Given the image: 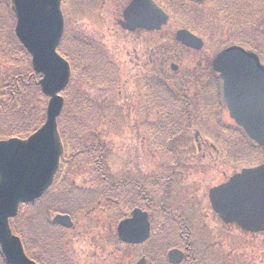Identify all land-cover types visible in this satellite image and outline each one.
<instances>
[{"label":"rangeland","instance_id":"374dc122","mask_svg":"<svg viewBox=\"0 0 264 264\" xmlns=\"http://www.w3.org/2000/svg\"><path fill=\"white\" fill-rule=\"evenodd\" d=\"M248 1L224 0L220 1L223 3L220 6L219 1L215 0L195 4L186 0H167L188 24L195 25L204 34L208 45L202 54H187L164 38L167 41L163 40V44H166L168 59L171 60H165L169 63L168 70L163 69L162 72L156 57L158 50L152 60L146 53L145 59L139 63L133 54L127 55L132 53L130 41L133 37L123 34L117 25L122 18L126 0H105L103 3L99 0L68 1L72 12L68 11L69 17L65 19L67 39L58 52L69 61L72 57L75 58L79 66L74 63L75 72L71 76L70 87L61 93L66 102L57 120L58 127L61 121L65 122L74 137V150H79L81 154L89 144L99 143L96 146L104 147L107 153L101 163L107 178L113 179L115 183L144 179V183H148L146 186L154 189L151 181L158 176V198L153 200L158 205V211L165 209L163 189L172 172L169 166L174 165L175 161L170 154L154 153L146 138L148 126L155 127L158 118L156 112L148 106V93L143 90V85L146 86L147 82L151 88L152 84L158 83V92L164 90L174 93L177 88L180 109L186 107L188 100L195 101L193 116L189 121L183 123L181 117L186 115L184 109L183 114L180 111L178 122L173 123L187 124L188 132H194L183 135L182 140H179L178 162L175 164L176 169L174 168L179 177V186H174L177 191L176 199L171 196L167 202V209L185 212L189 228L183 227L185 222L179 221V213L172 214L175 220L166 214L163 229L166 241H159L160 250L152 256L155 259L157 257L159 262L161 258L165 260L169 248H179L190 241L198 251L199 264H264V234L254 237L236 226L221 224L209 201L211 188L227 182L244 167L264 163V149L256 148H252L250 153H242L241 156L238 154V160H235V154L241 152L243 139L248 143L251 141L243 132L241 134V130L230 119L222 94L220 97L214 88H206L209 77L215 76L212 62L220 50L238 45L256 53L254 49L238 43L244 40L256 41V45L264 48V17H259L263 23L259 20H243ZM10 3L11 0H0V88H4V79L10 74L33 77L31 56L15 36L16 21L10 11ZM94 8L96 13H92ZM179 27L171 20L164 36L172 34L170 37L174 38ZM253 34L256 36L253 37L255 40L250 37ZM156 36L146 35L143 49L147 51L154 47L150 39L158 41ZM102 45L106 48H102ZM93 51L108 53L110 59L105 62L108 66L101 54L98 60H94L97 56H94ZM78 57L82 58L84 68L80 67ZM258 57L264 63V56ZM173 64L178 67L176 73L171 69ZM165 84L175 86L163 88ZM182 86L188 88L187 102L182 99ZM28 90L23 96V102L24 112L28 111L26 117L29 121L26 125H30V129L37 121L45 123L49 99L42 95L40 88L32 86ZM81 102L84 105L80 106ZM189 114L187 113V117ZM22 119L19 116L16 121L20 123ZM74 124H79L80 127L76 136L73 132ZM161 127L166 129L159 121L158 131ZM197 131L200 132L199 142L195 140ZM219 139L229 143L228 152L222 149ZM200 144L201 151L198 149ZM251 146L255 144L252 143ZM226 154L227 159L224 157ZM233 158L235 162L231 164ZM96 159H99V155L91 156L90 159L86 155L73 157L63 184L52 193L29 203L27 213L16 219V223L24 230L32 229L33 237L29 236L25 240L26 251L32 260L40 263L49 258L50 251H60L71 264H138L143 257H147L144 264H152L149 260V244L132 248L119 242L117 227L128 216L124 205L130 207L131 200L121 198L126 199L124 202L127 204H117L118 201H107L99 195L105 191L107 184L97 171L98 166L94 164ZM69 192L89 198H83L84 214L80 210L76 214L72 213L77 208H67L62 202V198L69 197ZM124 193H127V197L131 196L127 189ZM97 198L100 201L103 199L98 206ZM40 206L44 209L48 206V209L38 216ZM95 206L99 211L93 215L90 212ZM55 211L71 215L75 227L66 231L54 225L51 221L55 217ZM149 214L151 227L155 230L158 226V212ZM181 233L184 235L181 236ZM188 235L190 239L186 241Z\"/></svg>","mask_w":264,"mask_h":264},{"label":"water","instance_id":"95a60500","mask_svg":"<svg viewBox=\"0 0 264 264\" xmlns=\"http://www.w3.org/2000/svg\"><path fill=\"white\" fill-rule=\"evenodd\" d=\"M61 0H12L17 18L16 35L32 57L34 71L43 76L39 82L50 98L45 125L27 140L0 142V245L7 264H35L24 252L20 240L12 236L9 219L17 215L20 203L34 202L52 185L63 155L57 128L69 84V63L57 53L64 23ZM204 1V0H194ZM154 11H152V10ZM151 0H134L126 11L124 27L158 29L168 17ZM177 40L200 50L203 43L189 32L177 33ZM224 82V99L230 117L247 136L264 147V65L252 52L240 47L228 48L213 63ZM213 210L226 224H237L252 232H264V164L244 169L226 184L210 190ZM54 222L71 228L68 216ZM118 234L123 242L141 244L150 237L148 214L140 209L122 221ZM170 263L180 264L184 254L173 250ZM139 264H144L142 260Z\"/></svg>","mask_w":264,"mask_h":264},{"label":"trees","instance_id":"16d2710c","mask_svg":"<svg viewBox=\"0 0 264 264\" xmlns=\"http://www.w3.org/2000/svg\"><path fill=\"white\" fill-rule=\"evenodd\" d=\"M215 1L216 2L219 1L218 4H220V6H222L221 4H223L222 2H224V0H215ZM220 1H222V2H220ZM262 12H264V0H249L246 4L245 11L243 12V14H244L243 20H248L250 22H253V21L257 22L259 20L261 23H263L262 19H259L260 16L264 17V14L262 15ZM250 37L253 40H255V38H253V37H256V36H255V34H253V36L250 35ZM255 42L256 41L244 40V42L239 41L238 43L243 44L245 46H248V47L254 49L255 51H258V53L260 55L264 56V48L262 49V47H259V45H256ZM70 61L73 64L74 60L72 61L70 59ZM38 78L39 77L37 75H34V74H33V77L31 78V75H29V76H27L25 74H23V75L17 74L16 75V73H15L13 75H11V74L8 75V77L6 79H4V83H3L4 88H0V140H6V139H10V138L26 139L31 134H33L34 131L38 130V128H40L44 124V122H42V121H39V123L37 121L35 126L28 129L30 126V125H26L27 121H29L28 118L26 117L28 114V111H26V113L24 112L25 103L23 102V99H24L23 96H25V94L29 91L28 89H30V87H32V86L39 89V87L37 85ZM152 85H151L152 87L150 88L149 83L146 82L145 91H146V94L148 93V96H146V99H147V101H149L148 106L156 112V116L158 118V83H154ZM1 89H3V90L1 91ZM26 90H28V91H26ZM194 103H195V101H194ZM81 105H84V103L81 102L80 106ZM19 116H22V118H23L22 122H20V123H18L16 121V119ZM162 124H163V126L166 127V129L164 127H161L159 129V131H158V122H157L155 127L154 126L153 127L148 126L146 138H148V141L150 142V147L154 153L158 154V152H159V153H164V154H170L174 157V161H175L174 163H177L178 162V156H179L178 148L180 146L179 142L182 140L181 137L183 135L188 134V133L189 134L193 133L194 131L188 132V127H187L188 125L187 124L178 125V124L167 123V122H164ZM78 125L79 124H74L73 132H74L75 136H76L78 129L80 128ZM181 126H183L184 128L182 129ZM59 129H60L62 136L65 139L66 150H68V154L65 157V164H64V166H67L65 179H66V177L69 173V170L71 168L70 162L72 161L73 157H75V156H77L79 158V157H83L84 155H86L90 159L91 156L94 157V155H99V159H96L94 161L95 162L94 164H96L98 167H100L101 170H98L99 172H103L104 167L101 163V160H102V162L104 161V157L107 153L106 150L103 149L104 147H101L100 145L96 146V144H99V143L89 144V146H86L84 153L81 154L79 150H77V151L74 150L73 141H72V139L74 138L73 134L70 133V131L67 128V125L65 124L64 121L60 122ZM240 132L242 134V131H240ZM243 141H244V144H243L242 148L240 149L241 152H239V153L235 152L236 153L235 156L233 155L235 160L236 159L238 160V154H239V156H241L242 153L243 154L250 153V151H252V148H256L258 150H263V149H259L256 146L252 147L251 142L248 143V141H246L244 139H243ZM224 144H225V148L227 150H229V148H228L229 143L227 141H224ZM254 152H252V155H254ZM234 158H233V160H234ZM63 170H64V167H63ZM60 174H59L58 178H60ZM57 181H58V179H57ZM144 181L145 180L142 179V180H137V182H132L131 184H129L128 182L115 183L113 181V179H111V178L108 179L107 176H105L104 177V183L107 184V188L105 189L104 192L99 193V195L103 198H110L114 202L118 201L117 204L122 203V202L124 204H127L126 202H124L126 199H121V198H127V200L130 199L131 202H129V201L128 202H129L131 209H130V207H128V205H124V207H126V209L129 211L136 208V207H141V208H143L149 212H158V205H155L156 203L153 201V200L158 198V194L156 193V191H158V176L155 177V179H153L151 181V184L154 187V189H152L151 186H146V184H148V183H144ZM170 187H171V185H170ZM126 189L128 190V193H130L131 196H129V197L126 196L127 193H124V191ZM176 192H177L176 189L174 191H172V187H171L170 189H168L167 194L166 193L163 194V201L165 202V205H164L165 209L163 208V210H161V211L166 212V214L169 212H172V211L177 212V211H174L171 209H167V204H168L167 202H169L168 199L171 198V196L174 199H176ZM68 196H69L68 198H62V202H64V204H66L68 206L67 208L72 209L74 206L77 208V211H72V213L76 214V213H78L79 210L82 213L85 210V206H83L84 205V201H83L84 197L82 198V196L80 194L77 195L76 192L75 193L69 192ZM73 199L76 201H73ZM84 199L88 200L89 198H84ZM97 200H98V198H97ZM102 200L103 199L101 198V201ZM132 200H135V201H132ZM101 201L98 200L96 203L101 202ZM46 207H48V206H46ZM46 207H45V209L42 208L41 206L39 207L38 216H39V214H41L42 211L47 210ZM83 208H84V210H83ZM55 212L61 213L59 211H55ZM171 217H172V215H169V218H171ZM179 218H180L179 221H183V222H185V224H187L185 217L181 216ZM173 219L175 220L176 218H173ZM183 227H185V226H183ZM60 229H62V228H60ZM164 235H166V233L164 234L163 230H161V231H159V233L157 232L155 236H152L150 239V242L147 243L150 245V250H148V252L150 254L149 260L152 264L158 263L157 257L155 259V257L152 258V256L155 255L156 252H158L159 241L160 240H162L163 242L166 241V236H164ZM49 255H50L49 258L41 261V264H46L47 261H48V264H71L69 262V260L67 259V257L64 256V253H62L60 251H57V252L50 251ZM45 260H47V261H45ZM0 264H4V261L1 258V256H0ZM161 264H164V263H161Z\"/></svg>","mask_w":264,"mask_h":264},{"label":"flooded vegetation","instance_id":"af4514ba","mask_svg":"<svg viewBox=\"0 0 264 264\" xmlns=\"http://www.w3.org/2000/svg\"><path fill=\"white\" fill-rule=\"evenodd\" d=\"M90 1H96V0H90ZM99 1H101L103 3V1H105V0H99ZM153 1L159 7H161L162 9H164L167 12V9L166 8H163L162 1L161 0H153ZM133 2H134V0H126V4H125L124 9L122 11V18L118 21V24H117L120 27V29L123 32V34L128 35L130 38L133 37V40L130 41V43L132 44V49H131L132 50V53L129 52V53H127V55L133 54L135 60H138V61H136L138 63L140 62V60H144L145 59V57L147 56L146 53L148 52V50L146 51V49H143L144 45L146 44V38H145L146 35H155V36L157 35L156 37H157L158 41L153 40V39H150V42H152L154 44V47L150 48V50H149V58L152 60L154 58V56L156 55L157 50H158V54H157L158 56H156V57H158V64H160V68H161L160 72H162L163 69H164V71H167L168 70V64H169V63H166L165 62V60L168 59V55H167V52H166V44H163V40H166L164 38L169 39L171 41V43L173 42L174 44H176L177 46H179L180 49H183L182 53H187V54H191V53H195L196 54V53H198V52H196L194 50L188 49V48L180 45L178 42H176L174 40V38L170 37V35L172 36V34H170L168 36H164L165 35V31H166L169 23L172 20L171 19V16H170V20L166 23V25H164L163 27H161L160 30H158L156 32H148L145 29L143 30V29H140V28H138V29L136 28L133 31H131V30H125L123 28L124 27V24L126 23L125 13L130 8V6L132 5ZM86 9H88V8L86 7ZM94 11L96 13V8L92 9V13ZM64 17L66 19L65 12H64ZM98 17L99 18H102V16L99 15V14H98ZM142 35H144V37H141ZM96 47H99V46H97V44H96ZM103 47L106 48L104 45H102V48ZM203 50L200 51L198 54H200V53L202 54L204 52ZM93 53H94V56L95 57L97 56V58H94V60H98L102 56V60L105 63L107 61V59H110L108 53H106V52H100L99 53V52H96V51L94 52L93 51ZM100 54H101V56H100ZM77 59H79V61H81L82 58L80 59V57H78ZM168 60H171V59L169 58ZM105 64L107 65V63H105ZM142 66L144 68L145 63ZM80 67L81 68H84L85 67L84 62L83 63L80 62ZM174 73H176V72H174ZM181 77H183V75H181ZM174 86H175L174 84H165V85H163V88L164 87H171L172 88ZM173 95H174V98H175L174 101H173V103L170 102V104H167L166 105L167 102L172 101V100L167 101L165 104H162L161 101H160L161 103H158V120L159 119H163L164 122L177 123L178 122V118L181 116L180 115V111H182L181 113L183 114L184 109H185V112L184 113L186 115L185 116L183 115L181 118H183L182 119L183 120V123H187V121H189V118L193 116L195 103L192 102V101L189 102L190 100H188V104L186 105V107L184 108V106H183V108L180 109L178 107V98H179L178 97V90H176ZM164 96H166L168 98H171L172 97L171 94H168V91H166L164 93ZM187 96H188V91L184 88L183 89L182 99L184 101H186V102H187ZM163 109H166V112L168 113L167 115H163L162 114V111L161 110H163ZM167 109H170V110L167 111ZM175 109H180V110L177 111V112H175ZM190 109H191V111H190ZM172 111H174V114L173 115H172ZM187 113L188 114L190 113L191 116L189 114V116L187 117ZM169 167H170L169 169L172 172H171L170 178L166 180L167 181V185L166 186L168 187V189H170L169 188L170 185H172L174 183V181L178 177L176 175V173H175L176 165L175 166H171L170 165ZM130 182L132 183L133 181H130ZM168 189L165 190V193L166 194H167ZM167 214L170 215V213H167ZM182 249H183V251L185 252V254L187 256V263L188 264H199L198 263L199 261L196 260L198 253L196 251L197 249H196L195 245L189 243V244H187V246L183 247Z\"/></svg>","mask_w":264,"mask_h":264},{"label":"bare ground","instance_id":"6f19581e","mask_svg":"<svg viewBox=\"0 0 264 264\" xmlns=\"http://www.w3.org/2000/svg\"><path fill=\"white\" fill-rule=\"evenodd\" d=\"M190 136H191V135H190ZM98 170H101L100 167H97V171H98ZM98 172H99V171H98ZM99 173H100V176H101V177H105V176L107 175L105 169L103 170V172H99ZM177 183H178V178H177V179L174 181V183H173V186H175V187L178 188L179 185H178ZM133 212H134L133 209L130 210L129 213H128V217H131ZM148 242H150V240H147V243H148ZM141 260H142V259H140V261H141Z\"/></svg>","mask_w":264,"mask_h":264}]
</instances>
